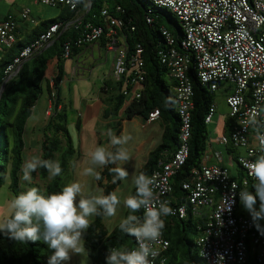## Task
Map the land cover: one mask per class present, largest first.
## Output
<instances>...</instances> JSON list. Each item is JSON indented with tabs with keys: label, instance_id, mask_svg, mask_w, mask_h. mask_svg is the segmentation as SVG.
I'll list each match as a JSON object with an SVG mask.
<instances>
[{
	"label": "built area",
	"instance_id": "built-area-1",
	"mask_svg": "<svg viewBox=\"0 0 264 264\" xmlns=\"http://www.w3.org/2000/svg\"><path fill=\"white\" fill-rule=\"evenodd\" d=\"M47 7L68 6L77 10L82 0H32ZM155 7L170 10L176 17L183 38L179 49L160 50L158 55L170 76L175 80V106L180 118V145L176 152L158 161L149 177L155 179L154 191L162 201H168L174 216L185 220L191 211L195 216H207L197 238L199 254L205 264H264V219L253 222L248 211L240 203L239 192L247 188L256 192L254 179L249 176L244 162L259 154L258 138L264 136V0H148ZM122 11L120 7L117 12ZM108 31L87 24L76 45L98 43L105 35L107 49L116 52L112 77L119 80L133 68L129 84L140 98L144 90L143 48L137 45L128 57V48L121 39H116V29L122 21L109 14ZM29 10L22 14L29 18ZM78 23L51 25L38 38L30 42L7 66L5 74L12 76L23 62L49 47L58 37L60 29ZM148 23L151 19L147 18ZM17 25L12 19L0 22V47L10 49L16 42ZM169 45L174 44L171 34L163 30ZM71 44L64 46V57L70 58ZM194 71L203 86L216 92L224 84H231V93L226 98L228 117L234 119L230 136H221L217 142L225 147L232 145L241 149L237 164L244 175L237 179L228 166L208 164L207 160L214 142L210 144L200 167L194 168L189 178L182 183L186 192L185 202L170 206L173 187L171 180L185 165L189 156L194 92L190 73ZM51 86L53 81H50ZM54 97V93H52ZM216 116V105L210 107L205 123L211 125ZM160 118L159 110L150 112L147 122ZM255 120V124L251 121ZM216 143V142H215ZM216 152V151H215ZM215 159L216 154L213 153ZM233 184L236 188L233 189ZM260 203V201H259ZM230 209V210H229ZM259 209V205H258ZM143 217V209H142ZM141 217V219H142ZM164 217H162L163 219ZM256 224L260 225L259 230ZM135 240V238H134ZM135 245L133 249L137 247ZM170 246L163 231L154 248L159 255L152 264L163 263ZM150 259H152L150 257Z\"/></svg>",
	"mask_w": 264,
	"mask_h": 264
},
{
	"label": "trees",
	"instance_id": "trees-1",
	"mask_svg": "<svg viewBox=\"0 0 264 264\" xmlns=\"http://www.w3.org/2000/svg\"><path fill=\"white\" fill-rule=\"evenodd\" d=\"M89 1L82 0L77 10H71L64 5L60 6L69 11V16L58 23H62L63 26L74 21L78 23L77 20L82 12L80 25L76 27L74 24L65 30L61 28L58 37L48 48L23 62L18 74L7 82L2 92L0 97V194L8 182V188L13 197L23 191L21 171L26 146V124L44 91L49 96L53 115L50 116L44 130L40 158L59 162L62 171L59 176L54 178H50L46 168L39 167L36 172L40 181L45 182L43 191L45 194L59 192L66 185L63 176L69 170L72 159L78 153L67 128V113L64 109L58 110L61 101V84L65 76V62L69 59L64 57V46L66 43H70V58L77 56L85 45L78 47L76 41L87 24L102 27L107 34L108 21L103 15L104 10L122 21L123 25L115 28V38L125 42L128 48V57H131L135 52L137 45L143 48L142 60L145 75L144 90L140 98L134 96L135 86L129 84L133 72V68L130 66L125 76L113 81V92L102 90L103 94L107 91L105 98L102 99L108 106L107 114L118 116L124 109L126 119H131L134 116L147 119L150 112L157 109L163 122L161 143L149 153L146 163L137 175L144 173L150 176L156 169L158 161L165 158V154L170 156L176 152L180 145L181 123L175 106L176 82L170 76L168 69L161 64L158 55L162 49H179L181 46L183 32L176 17L167 8L155 7L148 0H91V8H88ZM118 7L122 11L117 12ZM147 18L151 19V23H148ZM164 29L171 34L174 44H168L166 36L163 34ZM98 43L101 47H106V36L104 35ZM28 44L15 42L10 49H4L13 54L9 60L0 61V89L8 78L5 74L7 66ZM15 45L17 51L13 49ZM52 63H54L55 69L50 74L51 77H48L47 74ZM189 75L194 92L189 156L185 165L171 180L173 194L170 206L185 202L186 192L182 188V183L189 178L194 168L201 166L209 147V125L205 123V118L210 107L214 104L215 93L202 85L194 71H191ZM51 80L53 81L52 86ZM52 93H54V97H52ZM233 123L234 119L232 118L226 120L225 136H230ZM226 148L238 162L240 154L237 148L231 144ZM113 168H115L114 164H109L102 173V176L108 181L104 186L105 195L114 192L121 183L120 179L113 183L116 176L112 171ZM243 175L244 171L241 169V174L237 175V179ZM37 188L39 189L38 186ZM135 192L134 185L131 194L135 195ZM251 193L255 195L254 192ZM258 205L259 198L257 197V210ZM129 214L141 218L142 209L136 213H131L127 209L124 218ZM248 215L252 217L250 213ZM163 219L165 221L164 235L170 246L162 264H205L200 257L196 241L200 235L201 227L206 223L207 216H195L190 211L185 220L171 215ZM103 220L104 215L94 216L85 232L84 248L92 264H106L108 250L111 247L132 250L135 245L134 237L120 231V222L112 231H108ZM52 251L43 240L17 242L0 233V264H48Z\"/></svg>",
	"mask_w": 264,
	"mask_h": 264
},
{
	"label": "clouds",
	"instance_id": "clouds-1",
	"mask_svg": "<svg viewBox=\"0 0 264 264\" xmlns=\"http://www.w3.org/2000/svg\"><path fill=\"white\" fill-rule=\"evenodd\" d=\"M251 123L255 124V120ZM108 135L110 146L115 151L105 146H95L88 155L93 166L117 165L112 169L116 174L113 179L115 183L117 179L123 180L128 176L127 170L119 166V162L129 159L123 145L131 137H118L111 130ZM258 141L259 154L244 162L249 176L254 179L255 195L247 188L239 192L240 203L251 214L254 223L264 219V136L259 137ZM39 167L46 168L49 176L53 178L59 176L62 171L59 162L33 156L23 165V178L29 180L30 174ZM93 173V167L84 169L85 175ZM96 178H100L98 174ZM133 183L135 195L128 194L124 197L123 204L131 213L143 209V217L141 219L129 214L120 221L119 229L122 233L134 237L138 246L132 250L109 248L106 264H152L159 255L154 245L159 242L165 227L162 217L173 214L169 202L160 200L156 195L153 177L140 173L134 177ZM235 188L236 185L233 184V189ZM257 197L260 201L258 210ZM120 203L121 199L116 192L105 195L101 190L97 195L85 196L78 182L66 184L61 191L51 194L31 187L15 195L7 203L6 209L0 212V233L17 242L43 240L53 250L48 264H64L70 259V253L84 252L83 234L90 225V218L97 215L113 217ZM256 227L259 230L260 225L256 224Z\"/></svg>",
	"mask_w": 264,
	"mask_h": 264
},
{
	"label": "crops",
	"instance_id": "crops-1",
	"mask_svg": "<svg viewBox=\"0 0 264 264\" xmlns=\"http://www.w3.org/2000/svg\"><path fill=\"white\" fill-rule=\"evenodd\" d=\"M25 10H29L30 16L28 19H24L22 17V14ZM82 15L83 14L81 12L79 19L82 17ZM68 16L69 11L66 8L60 6L47 7L41 4H37L32 0H0V22H3L8 19H12L13 21H15L17 25L16 42H21L22 44H28L32 42L33 40L38 38V36L42 32L46 31L51 25L56 24V22H61L62 19ZM13 49H16L17 51L16 45ZM11 54H13L11 51H5L3 48L0 47V61L4 59L9 60ZM115 58V51L109 50L107 49V47H101L99 43H94L85 46L77 56L67 59L65 62V76L61 84V101L58 106V110L64 109L67 113L68 130L71 126H73L80 135L84 129L88 127H94L95 132L98 136L96 141L98 146H105L112 151L114 148H111L110 146V137L108 135L109 131L111 130V132L118 137L124 135L125 127L130 121H136L137 124L140 123L141 126L144 128L152 126L156 123H160L159 127L161 130V138L163 132V122L160 118L157 121L149 124L147 120L141 116H134L131 119H126L125 114L122 113H119L118 116L107 114L108 106L103 102L102 99L105 98L107 91L113 92V81L115 79L112 77L111 74ZM54 69V63H52L50 74L54 72ZM63 85L66 86L69 95L62 94ZM80 88H83L84 90L81 91ZM221 88H223V90L228 93L224 95V103L226 110L220 108L219 104L216 102V116L213 120L212 125L214 124L216 127L220 126L219 128H221L222 131H219L220 135L216 133V143L214 142L212 145L207 163H216L228 166L232 175H238L241 174V169L235 161L233 154H231L230 151H228L224 145H220L217 142L219 137L225 135V122L226 120L230 119L228 117L229 111L228 106L226 104V98L231 93L232 85L224 84L220 87V89ZM102 90L107 91H105V94H103ZM47 102L48 103L42 113H40L39 115L34 114L33 110L31 117L27 121L25 131V151L31 147L29 146L27 141L28 133H31L33 136L32 146H34L35 144L39 145V143L42 146L41 142H43L44 139L43 141H41V135L42 133L44 134V130L47 127L48 120L50 118V116L47 115H49L51 110L50 108H52L48 95ZM69 110L74 114L71 117V121ZM52 115L53 114H51V116ZM138 119H140L141 122H139ZM34 136H38V139H36V141ZM152 139L153 137H149L146 140H136L135 142H132L126 147L123 145V147L127 150L129 159L124 162H119V166L127 170L130 178L133 177L134 179V177L146 163L149 153L154 148H156L157 145L153 149H150L148 145ZM41 146L40 150H38L39 158L42 153ZM31 149L35 150L34 147H31ZM75 150L78 153L76 156L81 157L79 151L80 149ZM237 151L239 152V154L243 153L241 149H237ZM213 153L216 154V159ZM87 158L86 156H84L83 161L81 162V166H88L94 168V173L90 175L92 178L91 181L93 188L98 189V193H100L101 190L104 193V186L108 183V181L102 176V173L106 166H93L90 164V157ZM114 166L117 167V165L115 164ZM96 174L99 175V179L96 178ZM122 185L123 180H121L120 185L116 187L114 191L116 192V194L119 191H122ZM133 188L130 189L129 193L128 191L124 193L125 197L128 194H131ZM126 212L127 208L125 207V210L123 211L124 217ZM93 217L90 218V222L93 220ZM107 218L108 217L104 216V226L108 231H112L117 225L116 222L118 221V218L116 217L114 221L112 220V218L107 221ZM112 224L115 225L112 227ZM80 255L88 256L86 249Z\"/></svg>",
	"mask_w": 264,
	"mask_h": 264
},
{
	"label": "rangeland",
	"instance_id": "rangeland-1",
	"mask_svg": "<svg viewBox=\"0 0 264 264\" xmlns=\"http://www.w3.org/2000/svg\"><path fill=\"white\" fill-rule=\"evenodd\" d=\"M52 66V64H51ZM50 66V69H51ZM48 77L50 76V70L47 74ZM81 91H83V88H80ZM62 94L63 95H69L66 86H62ZM228 93H226L223 88L219 89L218 91L215 92L214 95V104H216V102L219 104L220 108H223V110L225 109V103H224V95H226ZM47 92L44 91V94L40 97V99L37 101L35 107H34V114H40L43 112L44 108L47 105ZM50 103V102H49ZM51 104V103H50ZM52 106V105H51ZM50 113L47 116H51V114H53L52 109L50 108ZM122 114H124V109H122ZM221 113V112H220ZM69 114H70V121L72 120V115H74L70 110H69ZM224 115V114H223ZM226 117V116H224ZM139 122L140 119H138ZM160 123H156L152 126L149 127H142L140 123H136V121H130L127 123L126 127H125V133L124 136H130L131 139L128 140V142L124 145L125 147L130 145L132 142H135L136 140H146L149 137H153V139L151 140V142H149V147L150 149L154 148L156 145L158 146L161 143V130H160ZM220 126L216 127L214 124L209 125L208 130H209V142L210 144L212 142H216V135L219 134V131H222L221 128H219ZM69 132L71 134V137L73 138V145L74 147H76L75 149H80V155L81 157L75 156L74 159H72L71 161V165L69 170L64 174L63 176V180L65 184H69L71 182H78L81 184L82 186V191L83 194L85 196L88 195H97L98 193V189H94L93 185H92V181H91V176L90 175H85L84 174V169L87 168L88 166H81V162L83 161L84 156L89 157L88 153L94 149V147L97 144V134L95 132L94 127H88L86 129H84L82 131V133L79 135L77 130L71 126L69 129ZM217 133V134H216ZM32 134L28 133L27 135V141L29 146L34 147L35 150L31 149V147L29 149H27L24 153V163L29 160L30 158H32L33 156H37L39 155V151L40 150V143L39 145H34L32 146V142H33V138H32ZM35 141L36 139H38V136H34ZM41 141H43L44 139V134L42 133L41 135ZM42 143V142H41ZM27 144V145H28ZM81 144V147H80ZM156 146V147H157ZM155 149V148H154ZM37 150V152H36ZM88 159V158H87ZM24 165V164H23ZM23 168V167H22ZM52 178V177H50ZM133 177L130 178V176L128 175L127 178L123 179V185H122V191H119L117 193V196L120 197L121 199V203L117 206V210H116V215L113 217H108L106 220L108 221L110 218H112V220L114 221V219L117 217L118 221L116 222V224H118L123 218H124V214L123 211L125 210V206L123 204V199L125 197V192L130 191L131 188H133ZM9 182L7 184L6 187L3 188L1 194H0V212H2L4 209H6L7 203L13 198V196L11 195L9 188H8ZM21 186L23 191L27 190L28 188L31 187H39L40 191L43 192L45 189V182L40 181L39 177L37 176V172L34 171L30 174V179L29 180H25L23 178V171H21ZM78 197H77V202H78ZM115 224H112V227ZM85 233L83 234V238H84ZM64 264H91L90 259L88 258L87 255H80V254H76V253H70V259L66 262H64Z\"/></svg>",
	"mask_w": 264,
	"mask_h": 264
},
{
	"label": "water",
	"instance_id": "water-1",
	"mask_svg": "<svg viewBox=\"0 0 264 264\" xmlns=\"http://www.w3.org/2000/svg\"><path fill=\"white\" fill-rule=\"evenodd\" d=\"M91 5H92V2H91V0H90L89 3H88V8H91ZM47 48H48V47H47ZM45 49H46V48H45ZM45 49H44V50H45ZM19 69H20V68H19ZM19 69L17 70V72H16L15 74H13L12 76L8 77V78L3 82L2 86H1V89H0V97H1V95H2V92H3V90H4V88H5L6 84H7V82H8L10 79H12L13 77H15V76L18 74Z\"/></svg>",
	"mask_w": 264,
	"mask_h": 264
}]
</instances>
